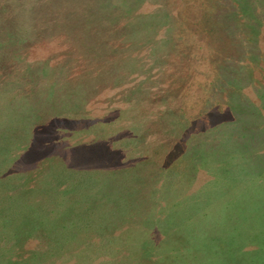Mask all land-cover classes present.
Here are the masks:
<instances>
[{"label":"rangeland","instance_id":"374dc122","mask_svg":"<svg viewBox=\"0 0 264 264\" xmlns=\"http://www.w3.org/2000/svg\"><path fill=\"white\" fill-rule=\"evenodd\" d=\"M98 3L0 0V264H173L192 209L237 197L264 226V0ZM223 220L217 264H264Z\"/></svg>","mask_w":264,"mask_h":264},{"label":"trees","instance_id":"16d2710c","mask_svg":"<svg viewBox=\"0 0 264 264\" xmlns=\"http://www.w3.org/2000/svg\"><path fill=\"white\" fill-rule=\"evenodd\" d=\"M95 1H97V3L101 1L100 3H98V6H96V9H95L96 10V16L97 17H101L102 16V12H105L107 10V8H112L110 6L103 5V1L104 0H95ZM47 6H49V9H51L53 7V5L52 6L47 5ZM81 9H83L86 12V9H88V8L85 7V8H81ZM79 19H81V22L83 23V21L84 20H87L88 18H87L86 14H85V15L81 16ZM94 20H95V17H94V15H92L91 18H90V22H92ZM79 22H80V20H79ZM94 22H93V25L94 26L91 27V30H92L91 31V34L90 35H87L88 36L87 38L92 39V38H94L93 37L94 35H100V28L101 27H99V23L96 22L94 24ZM66 23H69V22H65L64 25H60V22H54L53 21V18L50 19V21H49V25L56 24V26L59 28L60 31H62L67 26ZM87 25H89L88 24V21L85 23V25L82 26V28L83 27H86L87 28ZM80 26L81 25L79 24V28L78 29L73 27V30H80ZM33 29H35V28L33 27ZM52 29L53 28H52V25H51L49 27V29L47 30V33H46V31H43V33L45 35H52L53 32H54V30H52ZM83 32L84 31H81L80 30V33L79 34H76V35H84ZM73 35H75V34H73ZM110 36L113 39L116 38L115 35H110ZM93 42L94 41H91V43H93ZM114 48L111 47V48H107V49L110 51V50H114ZM117 52H118V50L116 49V53ZM115 60L116 59L113 60L114 63H115ZM36 64L38 65L39 63H36ZM37 65H34V66H37ZM112 65H113V63H111L110 66H112ZM109 72H113V71H109ZM208 109L211 110V107H208ZM227 112H231V111L228 110ZM196 118H198V117H196ZM221 128L222 127H218V129H216V130L217 131H221L220 130ZM211 151H214V150H211ZM243 170L244 171H247L244 168L241 169L239 172L235 171V169H232V168H226V169H223V174L230 175V177L232 176L233 180H235V177H238V176H239V178L247 179L245 176H247L248 173L244 172ZM234 187H235L234 181L233 182L232 181L229 182L228 188L234 189ZM227 189H225V192H226ZM243 198L241 197L240 201L237 202L238 199H239L237 197L236 200L234 199V202L231 201L228 204H227L226 201H224V205L228 206V211L227 212H224L223 211V214L222 213H219V214H216L215 213L216 212L215 205H214L215 212H211V213L205 212V211H203L200 208L192 209V210H196V213H199L198 214L199 218H198V220L196 222L191 223L190 225L187 224V226L189 225L194 230V232L192 233L194 235L190 236V238H192L193 241H187V240L181 241V242H179V244L177 245V247L175 245L168 246L171 243V240H170V237H167V239L164 240V241H169L166 244V246H168V247H166L164 249H161V254L163 255L165 253L166 256H167V258H169L168 261H170V262H171V259L172 258H175L173 264H186L185 261H187V263L189 262L186 258H189L191 255H192L193 261L195 262L194 264H196L197 263V260L200 257L203 256L202 255V251L203 250H207L206 260L207 259L210 260V262H212L213 264H217V262H219V260H220V263H221L222 260L230 259L231 257L228 258L227 255H229L228 252L229 251H232V250L229 249V248H227L226 246H225V249H224V253L222 254L221 251H220V249L219 248H216L215 246L214 247L213 246L212 247H204L201 244V239L202 238H205L204 234L207 232V234H209V236H210V234L212 233L214 227H217L218 223H220V221H222L224 219V217L226 219H230V220H234L235 219V221L232 222V223L234 225H236V226H237L238 222H240L242 224V227H241L242 228V233L240 235L242 238L240 236L237 237L238 239H242L243 242H244L243 246L240 249L246 250V247L247 246H255L256 248H259V243H262L264 241V226H263L262 222L255 221L254 220V217L255 216H253L250 213L246 212V210L243 209L242 207H241L242 209L238 210V206L239 205H242V202L244 204L246 202V200L245 201H242ZM220 201L222 202V200H220ZM232 202H233V204H232ZM210 204H212L211 201H210ZM1 209H2V206L0 205V210ZM9 209H11V208L9 207ZM3 210H5V208H3ZM13 212H9V215L7 217L6 216L2 217L1 221L4 222V224H5L3 226V229L5 227H9V226H13L14 227V225H13V218H15V221L17 222V226L21 223V219L16 214L13 215L14 214ZM10 213H12V214H10ZM21 213L23 214V211L22 210H21ZM243 213H246L247 216L249 217V219L245 220V216L246 215L244 216ZM237 218H240L239 221L237 220ZM174 222H177L178 225L179 224L180 225H184V222L183 221H181L179 223L178 218ZM223 222H224V220H223ZM247 223H251V225H253V228H254V232H253V234H251V236L249 235L248 231L246 230V226L248 227ZM184 229H186V228L184 227L181 230H184ZM230 233H232V231L229 232V234ZM244 237H249L250 239L253 238V242L248 243V240L247 239L246 240L243 239ZM256 248H255V250H256ZM162 250H164L165 252L163 253ZM222 256H225V257L222 258Z\"/></svg>","mask_w":264,"mask_h":264}]
</instances>
